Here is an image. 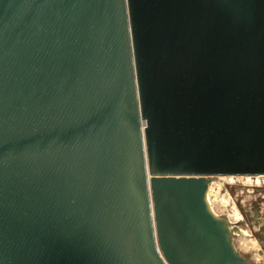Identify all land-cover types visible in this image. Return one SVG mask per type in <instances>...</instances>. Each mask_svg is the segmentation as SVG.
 <instances>
[{
  "label": "water",
  "instance_id": "95a60500",
  "mask_svg": "<svg viewBox=\"0 0 264 264\" xmlns=\"http://www.w3.org/2000/svg\"><path fill=\"white\" fill-rule=\"evenodd\" d=\"M227 176H264V0H0V264H250Z\"/></svg>",
  "mask_w": 264,
  "mask_h": 264
},
{
  "label": "rangeland",
  "instance_id": "374dc122",
  "mask_svg": "<svg viewBox=\"0 0 264 264\" xmlns=\"http://www.w3.org/2000/svg\"><path fill=\"white\" fill-rule=\"evenodd\" d=\"M262 177L258 181L255 178L224 180L222 177H210L211 190L207 192L211 211L215 216L229 222L233 246L250 264H264V177Z\"/></svg>",
  "mask_w": 264,
  "mask_h": 264
},
{
  "label": "bare ground",
  "instance_id": "6f19581e",
  "mask_svg": "<svg viewBox=\"0 0 264 264\" xmlns=\"http://www.w3.org/2000/svg\"><path fill=\"white\" fill-rule=\"evenodd\" d=\"M264 177V176H263ZM262 177V178H263ZM224 180L225 179H228V180H230V179H232V178H245V179H247V180H250L251 178H255V179H257V181L259 180V178H261V177H259V176H257V177H249V176H247V177H232V176H227V177H222ZM245 182V181H244ZM248 182H250V181H248ZM252 182V181H251ZM229 183H231V182H229ZM232 183H233V181H232ZM246 183V182H245ZM252 186V185H251ZM255 186V185H254ZM213 187V186H212ZM209 189H210V185H209ZM211 190V189H210ZM207 196H208V194H207ZM210 197V196H209ZM231 199V198H230ZM207 202H208V204L210 203L209 202V199H208V197H207ZM210 207V206H209ZM214 207V206H213ZM215 211V210H214ZM236 211V210H235ZM216 214H218V213H216ZM234 214H235V212H234ZM236 215V214H235ZM219 216V215H218ZM237 216V215H236ZM234 217V216H233ZM231 220V219H230ZM234 220H235V217H234ZM233 220V221H234ZM232 221V220H231ZM238 222V221H237ZM231 224V223H230ZM233 224V223H232ZM235 226V225H234ZM231 228V227H230ZM235 228V227H234ZM239 229V228H238ZM233 230V229H232ZM245 234H246V232H244ZM251 240V239H250ZM253 241H255V239L253 240ZM255 254V253H254Z\"/></svg>",
  "mask_w": 264,
  "mask_h": 264
}]
</instances>
